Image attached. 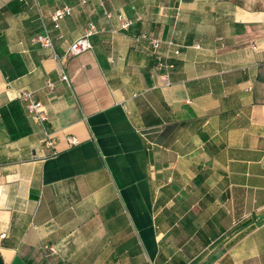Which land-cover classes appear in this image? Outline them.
I'll list each match as a JSON object with an SVG mask.
<instances>
[{
    "label": "crops",
    "instance_id": "obj_1",
    "mask_svg": "<svg viewBox=\"0 0 264 264\" xmlns=\"http://www.w3.org/2000/svg\"><path fill=\"white\" fill-rule=\"evenodd\" d=\"M263 155L264 0H0V264H264Z\"/></svg>",
    "mask_w": 264,
    "mask_h": 264
},
{
    "label": "built area",
    "instance_id": "obj_2",
    "mask_svg": "<svg viewBox=\"0 0 264 264\" xmlns=\"http://www.w3.org/2000/svg\"><path fill=\"white\" fill-rule=\"evenodd\" d=\"M101 5L103 6V2H100ZM73 13V7L70 5H62L60 7H58L51 15V21L53 23V28L59 30L60 26H61V21L66 18L71 16ZM105 15L107 18H112L113 17V13L106 11L105 10ZM117 18L120 22V26L122 30H129L131 28L132 25H134L135 21L133 19L127 18L122 12H117ZM107 32V29L103 26L97 25L95 22H89L88 25L85 28V31L83 33L82 36H80L79 38H77L76 40H74L68 49V53L71 56H77L80 55L90 49H92V43H91V37L97 34H101V33H105ZM142 37L146 40H148L150 46L153 49V53L156 55L157 58V67L162 70L165 67H171V65H167L164 64L162 58L157 54V50L160 47V40L154 37H151L148 33L144 32L142 34ZM58 38H62V35L59 34ZM33 41L35 43H39L40 46L44 47V48H53L54 46V42H53V38L49 33L46 34H40L38 36H36ZM176 54L179 53V50L175 51ZM57 59L59 60L60 63V70H61V79L68 81V76L64 71L63 68V60H61L60 58L57 57ZM161 80H162V84L164 86H167L170 84V80H169V76L168 73H162L161 74ZM48 86L50 88L54 87V84L52 82L48 83ZM20 98L26 102L27 104V108L28 111L31 115V118L33 120L34 123L38 124V125H43L48 119V113L46 112V110L44 109V105L43 103L36 99L33 95L32 92L30 91H23L20 94ZM70 143L72 144H76L77 140L73 137L69 138ZM46 144L51 147V148H55V141L51 138H49L46 142ZM57 152L54 151V154H56ZM262 164L264 165V155L262 158Z\"/></svg>",
    "mask_w": 264,
    "mask_h": 264
}]
</instances>
